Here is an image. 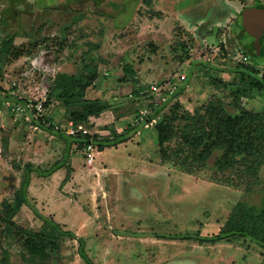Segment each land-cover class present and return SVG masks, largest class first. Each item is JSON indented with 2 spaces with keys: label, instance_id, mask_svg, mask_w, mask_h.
I'll return each instance as SVG.
<instances>
[{
  "label": "rangeland",
  "instance_id": "374dc122",
  "mask_svg": "<svg viewBox=\"0 0 264 264\" xmlns=\"http://www.w3.org/2000/svg\"><path fill=\"white\" fill-rule=\"evenodd\" d=\"M25 1L23 13L13 17L16 26L0 27V73L17 80L11 90L22 98L0 104V264H87L78 242L61 235L65 231L84 239L93 264H264V249L248 238L199 240L238 228L245 215L264 207V146L256 153L258 165L253 158L241 159L218 172L213 164L220 152L194 163L181 134L191 117L203 115L207 121L210 102H231L239 75L228 70L241 56L264 78V45L254 52L242 27L243 9L264 0ZM178 22L195 32L184 35ZM93 75L92 85L69 105L57 99L68 84L78 91ZM82 98L110 105L91 118L93 124L110 121L123 132L142 116L138 112L146 116L143 121H154L144 129L138 119L139 135L130 134V142L96 156L94 166L107 164L98 169L83 164L84 150L71 145L69 155L80 156L82 175L64 181L67 167L59 170L62 178L32 173L30 207L13 214L24 169L46 170L62 161L65 143L35 130L32 119L19 116L12 104L39 107L40 119L58 130L72 111L81 110ZM240 103L264 120V91ZM158 127L170 133L165 162ZM52 223L57 231L50 230ZM258 229L264 232V225Z\"/></svg>",
  "mask_w": 264,
  "mask_h": 264
},
{
  "label": "trees",
  "instance_id": "16d2710c",
  "mask_svg": "<svg viewBox=\"0 0 264 264\" xmlns=\"http://www.w3.org/2000/svg\"><path fill=\"white\" fill-rule=\"evenodd\" d=\"M248 63L249 61H247L246 64H242V62L238 63L235 67L228 70L230 72H236L239 75L236 90L229 94L231 102L227 104L222 100L210 102L205 108V113L207 115V121L205 123H203V115L191 117L186 123V130L183 132V129L181 130L182 140L184 141L183 143L187 147L190 157H193L192 160L194 163L204 164L215 151H219L220 155L216 158L213 164L218 172L233 168L235 165H238L241 159L253 158L254 164H259V156H257V154L260 153L261 150H259L258 147L259 145H261V147L264 146L263 116L260 115V113L251 112L243 108L240 100L241 98H250L253 92H263L264 78L259 77V72L255 65H250ZM126 71L131 75H134L130 68H126ZM94 80V75L87 77L84 84H79L80 90L78 91L72 87L74 84H68V86L57 94V99L63 104V106L69 105L70 101H73L77 97H81L78 92H84L92 85ZM220 83L224 86L227 85L223 82H219V84ZM0 90H2V87H0ZM141 90V87H139L138 90H133L132 93L134 97H137ZM149 102H151V99ZM167 102L169 104V100ZM81 104V110L72 111L69 114L67 121L71 120L75 123L91 125V118H98L101 114L110 109V105L104 104L100 100H88L82 98ZM161 106L162 104L159 105L157 110H159ZM157 110H153L150 115ZM45 120L46 119L44 118L39 121L38 125L40 129L47 131L57 139L64 141V157L62 161L46 168V170H42L39 167L32 168L30 165L24 169L23 180L20 187L15 190L13 202L11 204L13 214H16L22 206L30 207L27 193L32 173H36L38 176L45 178L52 175V173L67 167L66 177H68L71 170L69 165V152L71 145L75 144L77 149L82 148L85 152V145L91 142L98 151H102L105 148L117 147V145L126 143L129 140V135L136 133L138 129V127L129 125L125 131L121 133L111 131L109 137L105 138H99L97 134H94L92 137L90 135H82L81 132L74 136H68L64 133L66 126H64V129L59 128L58 130H55L51 126H45ZM149 120L150 118L146 119V121ZM67 121H65V125ZM157 131L161 162H165L169 156L166 143L170 141V133L168 131L164 132L165 129L163 127H158ZM84 152L83 155L85 156ZM50 163L51 162L48 163L47 161L44 164L48 165ZM67 179L68 178H65L64 181ZM34 211L36 212V210ZM38 215L44 222L48 221V219L41 214ZM243 219V224L238 228L225 227L218 234L211 237L201 238L199 240L204 243H215L220 241L228 242L230 239L239 236L254 241L260 248L264 249V232L259 229L257 230L258 226L262 227L264 225V207L260 209L257 214H253L252 211H250V213L245 215ZM7 223H10L11 226H15L11 219H7ZM52 225L53 228L50 230L53 231L55 229L57 231L58 224L52 223ZM19 229L26 233L25 230L21 228ZM52 231H50V233H52ZM33 235L37 238L43 239V237H40L38 234ZM61 235L76 240L79 244L78 254L80 257L87 264H93L84 252L83 238L75 236L70 231L62 232ZM52 244H54V242Z\"/></svg>",
  "mask_w": 264,
  "mask_h": 264
},
{
  "label": "built area",
  "instance_id": "2783aa9c",
  "mask_svg": "<svg viewBox=\"0 0 264 264\" xmlns=\"http://www.w3.org/2000/svg\"><path fill=\"white\" fill-rule=\"evenodd\" d=\"M241 61L246 63L248 61V58L246 56H241ZM1 70V69H0ZM7 73H0V85H3L4 84H8L9 85V88H5V90H0V104L4 105V106H8L10 105V102H9V99H15V100H21L22 98L20 96H18L17 94H15V92L13 90H11L13 87L16 86V84L18 83L16 79H14L13 77H11L10 75H6ZM3 76H4V79H3ZM1 79L2 82H1ZM7 85V86H8ZM1 87V86H0ZM151 90H153L154 92H157L158 90H160L154 86H151L150 87ZM157 90V91H156ZM164 100V98H163ZM162 100V101H163ZM13 105V109L19 114V116H22L24 117L26 120L27 119H32V121L34 122L33 126H34V129L35 130H39L40 127L38 125L39 121L41 120L40 118L42 117V110L39 108V107H36L35 108H31L32 106L29 105V104H25V105H21V104H12ZM141 114L142 116H139L136 118L135 120V123H132L133 125L132 126H135V127H140V125L138 124V119L139 120H142L143 117H146L144 114H142L141 112H138V114ZM144 115V116H143ZM148 116V115H147ZM152 122L154 120H151ZM151 121H146V120H142V123L143 124V128L144 129H147L148 126L151 124ZM45 126H49V125H46L45 123ZM85 125L84 124H81V123H75L74 121H71V120H68L66 122V127H65V130H64V133L68 136H74L75 134L81 132L82 135H85L87 134V130L85 129L84 127ZM57 129V128H55ZM95 151V148L93 146V144L91 142L87 143L85 145V163L87 165H91L93 160H94V153Z\"/></svg>",
  "mask_w": 264,
  "mask_h": 264
},
{
  "label": "crops",
  "instance_id": "0c3cea01",
  "mask_svg": "<svg viewBox=\"0 0 264 264\" xmlns=\"http://www.w3.org/2000/svg\"><path fill=\"white\" fill-rule=\"evenodd\" d=\"M178 1V0H177ZM178 4H179V2L176 4V9L178 8ZM6 5V4H5ZM179 23V22H178ZM179 27H181V29L182 30H184L185 31V33H184V35H186L187 36V33H194L195 32V30L193 31V30H190V28H188V27H185L184 25H182L181 23H179ZM4 85H6V84H4ZM7 86V85H6ZM1 113V112H0ZM90 122H91V120H90ZM81 124H84V123H81ZM106 124H109L108 126H107V128H104L103 126H106ZM106 124H99V123H96V124H93V122H91V125H85L84 127H85V129L88 131L87 132V134H85V135H90L91 137L94 135V134H97L98 135V137L99 138H105V137H109V135H110V133H111V131H115V132H117V133H121V131L119 130V128H118V126H117V124L116 123H111L110 121L109 122H106ZM129 124L132 126L133 124H132V122H130V123H128L127 124V126H126V128H128L129 127ZM139 128V127H138ZM143 131H144V129H143ZM141 131H139V130H137L136 131V133L135 134H137V135H139V133H140ZM127 142H130V141H127ZM126 142V143H127ZM125 144V143H124ZM74 146V145H73ZM94 148H95V151H94V153H93V155H94V160H93V162H92V164L91 165H88V166H92L93 167V169H98V168H101V166H105V165H107V164H104V162L102 163H100V165H98V166H94L93 164H94V162H95V159H96V156H98V155H101V153L102 152H105L106 150H108V149H112V148H114V147H112V148H105V149H103L102 151H98L97 149H96V147L94 146ZM2 151V148L0 147V152ZM73 153H74V151H73ZM72 153V155L70 156V159H69V165H70V168H71V174H69L68 175V177L67 178H79L82 174H81V165H80V163H81V161L80 160H78L79 158H80V156H75L74 154ZM0 158H1V155H0ZM2 159V158H1ZM83 164H86L85 163V159H83V162H82ZM86 166H87V164H86ZM87 166V167H88ZM64 171H56V172H54V173H52V175H50V176H48V177H45V178H56V177H58V178H62V177H64ZM109 176H110V178H116L115 176H114V174H109ZM107 177V176H106ZM6 178H10L9 176H6ZM33 178V177H32ZM35 178V177H34ZM37 178H42V177H40V176H38L37 175ZM64 178H66V175H65V177ZM17 187V186H16Z\"/></svg>",
  "mask_w": 264,
  "mask_h": 264
},
{
  "label": "water",
  "instance_id": "95a60500",
  "mask_svg": "<svg viewBox=\"0 0 264 264\" xmlns=\"http://www.w3.org/2000/svg\"><path fill=\"white\" fill-rule=\"evenodd\" d=\"M242 27L247 35L253 38L255 51L259 52L262 48L264 31V9H244L242 12Z\"/></svg>",
  "mask_w": 264,
  "mask_h": 264
},
{
  "label": "flooded vegetation",
  "instance_id": "af4514ba",
  "mask_svg": "<svg viewBox=\"0 0 264 264\" xmlns=\"http://www.w3.org/2000/svg\"><path fill=\"white\" fill-rule=\"evenodd\" d=\"M6 1H7L6 5L2 6V8L0 9V27L3 30H7L8 28H12V27L14 28L16 26L17 23H14L15 20L14 18L17 16L20 17L19 13H23L26 3L25 0H6ZM246 8L264 9V4L260 3L259 1H256L254 2V4H251ZM9 20H12L13 22H9ZM250 38L252 39V41H254L252 37ZM252 44H253L252 46L254 47V43ZM263 45H264V31H263L262 47ZM253 51L256 52L255 48H253Z\"/></svg>",
  "mask_w": 264,
  "mask_h": 264
}]
</instances>
